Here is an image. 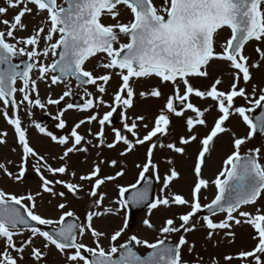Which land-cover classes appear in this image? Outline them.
Wrapping results in <instances>:
<instances>
[{
    "label": "snow or ice",
    "instance_id": "obj_1",
    "mask_svg": "<svg viewBox=\"0 0 264 264\" xmlns=\"http://www.w3.org/2000/svg\"><path fill=\"white\" fill-rule=\"evenodd\" d=\"M10 7L19 8L12 21L8 19L0 20V23L6 26L7 31L0 30V103L3 105V115L9 125L14 127L17 134V142L21 146L22 155L17 172L9 171L5 163L0 162V170L14 182H21L28 171L30 160L32 169L41 180L43 192L51 196L64 197L65 192H57L55 185H62L74 197H77L80 191H83V185L75 184L66 180H50L44 175L48 172L53 176L68 174L75 178L76 173H69L68 165L65 162L58 168H53L47 159L37 153L30 145L27 138V131L22 127L19 116L21 105L25 106L30 114L31 109H45L47 105H60L65 97L72 95L68 81L74 78L77 86L87 84L96 85L97 91L101 95L91 97L83 106L90 110L99 106H106L110 110L102 116L99 112L88 116L85 120L76 123L68 135L57 137L51 131H47L45 126L36 123L35 127L40 133L49 136L52 141L64 146V152L60 160H66L69 154L76 152H87L84 144L92 145L91 140H86L77 129L85 123L96 121L100 125V131L95 133L98 140L93 147H103L104 126L112 123V117L120 109V119L123 124L124 132L131 134L133 140L128 138L119 128H113L114 140L107 143L109 149L115 148L117 144L123 143L126 148L121 155H126L135 145L149 143L146 154V162L138 165L141 168L140 180L146 179L145 174L150 170L156 174V179H160L158 165L153 162V152L157 148H167L182 154L184 148L177 147L173 143H160L161 137L168 135L169 125L171 123L170 115L183 116L184 109L178 110L174 105V100H178L180 105H185L186 109L196 114V119L186 118V126L189 132L198 125H205V113L210 108L201 110L189 102V97L194 94L201 99L211 98L216 103V107L221 115L215 122L214 128L207 135L202 143V150L198 156V163L195 166V174L199 178L201 175V166L204 163L205 154L209 152V144L218 134L226 131L224 127L232 114H238L245 124L249 127L247 137L234 139V149L224 162L225 166L214 181L217 194L211 202L201 204V190L208 189L209 181L199 178L193 187L192 199H185L183 195L168 193L162 197H157L149 204L150 209H156L158 206L171 207L172 205L187 206L191 210L185 214L179 215L181 223L177 226L174 219H166L164 225L159 229L162 234L187 233L194 231L196 224L192 223L198 213L205 210L209 215L202 217L204 226L209 230L208 238L211 239L216 230H229L226 235L234 237L235 234L230 231L233 226L240 225L242 222L251 225L257 232L254 239H258L257 246L250 252H240L238 259L252 257L254 264H264L261 255H264V205L256 206L255 214L244 211L243 206L256 205L257 201L264 194V163L261 162V149L259 147L250 149L247 154L242 155L240 148L251 139L258 131L264 133V89H261L257 97L255 86L252 92L248 93L245 87H239L241 78L245 85L252 79L250 68L260 67V61H264V49L259 46L256 48L259 60L252 65L248 64V57L243 54V48L248 41L255 40L264 43V0H163L162 4L157 6L153 0H6ZM28 4L35 6L37 14L47 12V17L42 25L34 29L33 34L28 37H18L16 32L26 30V25L22 23V18L33 12ZM123 5L131 10L133 19L128 23H123L119 19L120 9ZM8 7H0V14H6ZM107 15L116 23L105 25L102 23V16ZM47 27V31L45 28ZM225 27L231 30V37L222 45V50L217 52L215 49L214 36L219 30ZM127 37V43H121L120 37ZM11 39L13 42H9ZM41 40L44 41L43 48L40 47ZM23 45V46H20ZM116 45H119L116 47ZM98 53L105 54V59L99 62L95 67L115 71L119 75L122 83L118 90L113 94L111 103L103 99L106 93V85L112 78V72L96 76L92 71L86 70L84 65L91 57ZM51 55L58 57L50 64L44 63ZM17 57H24L27 63L22 67L20 63L13 61ZM213 59H222L229 61L231 67L235 70L233 74V83L228 92L220 91L217 85L221 84V79H216L210 90L201 91L194 88L189 77L208 76L207 67ZM37 77H33V72ZM50 73H55L51 74ZM156 76L161 83H171L174 86V95L167 100L165 108L154 121V126L147 132L143 138H140L136 131L139 127L138 122L144 121V116L130 118L127 110L133 107V97L135 95L130 80L132 78ZM37 80L47 82L48 85L66 84L68 90L58 99L49 97L46 101L40 98ZM180 81L185 87L183 95L180 93ZM17 81L21 84L17 87ZM98 81L101 83L98 84ZM21 94V99H16V93ZM151 95L159 97L161 92L159 88L150 93H140L141 97ZM237 98L245 100L251 107L236 106ZM11 106L13 113L10 116L8 107ZM73 103H68L66 108L60 110L54 117L58 121L56 125L59 129L66 127V121L62 118L64 111L74 108ZM261 109L259 115L250 117L249 113L255 109ZM148 128L147 124L143 125ZM89 135H93L89 129ZM6 132H0V144L5 143ZM156 138V141H153ZM196 140L195 135L189 138H180L181 144H188ZM15 151V148H13ZM9 164L12 162L9 161ZM97 163L93 170L86 175H81V181H92L89 195L94 199V204L101 207L104 203L105 193L100 191L101 186L106 181L116 180L123 176V171H119L114 176H100V164ZM111 167H115L116 160L108 162ZM172 163L171 160L168 161ZM179 177V173L172 168L169 174H166L163 180V189H168L169 184ZM136 188V185H132ZM128 188L121 187L119 194L121 197L128 192ZM29 193L27 195H15L0 189V238L4 239L5 248L0 252V264H19L24 259V252L31 246L30 256L36 262L41 264L47 255L46 249L54 246L60 253L66 254L69 264H187L183 261L181 248L188 244L184 235L180 236L176 246H169L164 239H159L155 243H150L147 239H141L136 235H131L125 243L116 244L124 230L128 228L127 212L130 206H140L150 198L149 188L137 191L131 199H122L118 201L119 209L126 213L124 225L121 229L115 231L110 237V246L105 248L100 243V238L105 235L92 226L94 217L111 213L112 209L104 211L86 213L84 223H78L75 220L69 222L67 218L75 217L72 211H62L58 220H52L43 217L36 211L37 196ZM206 199V198H205ZM23 208V211H21ZM58 208L64 210L65 203H59ZM223 213L224 219L215 221L213 217ZM238 217L245 218L243 221ZM34 222V224H33ZM144 225L147 228L155 226L150 220L145 219ZM36 225H56L54 231L42 230ZM24 230H28L30 235L17 245L14 239L17 235H22ZM89 232L94 238L95 247H88L78 241V236L83 237L85 232ZM41 237L45 241L44 249L35 247L33 241L35 237ZM136 246H143L153 251L147 255L140 254L134 249ZM194 244L188 246V251L192 252ZM74 249V252L67 254L66 250ZM15 251L17 256H12ZM84 253H88L85 255ZM261 255H257V254ZM226 260L234 259L232 256H226ZM197 264H200L199 258ZM218 264V262H215Z\"/></svg>",
    "mask_w": 264,
    "mask_h": 264
},
{
    "label": "rangeland",
    "instance_id": "obj_2",
    "mask_svg": "<svg viewBox=\"0 0 264 264\" xmlns=\"http://www.w3.org/2000/svg\"><path fill=\"white\" fill-rule=\"evenodd\" d=\"M62 0H58V3ZM163 0H153V3L157 6L161 5ZM0 7H8V12L6 14H0V20L8 19L12 21L14 16L19 11V8L10 7L6 3V0H0ZM29 8H33L31 14H27L22 18V23L25 24L26 30L18 31L15 33L18 37H28L33 34L34 29H37L42 25V22L45 21L47 17V12H41L37 14L35 6L28 4ZM119 19L123 23H128L133 19L131 10L127 7L120 5ZM264 8V5H262ZM102 23L105 25L116 23L115 20H112L109 16H102ZM0 30L7 31L6 26L0 23ZM47 31V27L45 28ZM232 33L229 28H224L219 30L214 37L215 49L217 52L222 50V45L230 39ZM9 42H15L9 39ZM121 43H127V37H120ZM23 46V45H20ZM44 41L41 40L40 47L43 48ZM119 45H116L118 47ZM260 47L264 49V43H259L255 40L250 41L244 48L243 54L247 56L248 64L252 65L259 60L256 48ZM58 57H49L45 60L43 57L40 59L46 63L50 64L54 59ZM105 59V54L98 53L96 56L89 59L84 67L86 70L92 71L94 75L99 76L112 72V78L106 85V93L102 94L103 99L111 103L113 100V94L118 90L120 84L122 83L119 75L115 74V71L96 68L95 66ZM208 76L206 77H189L190 84L201 91L210 90L211 86L214 84L216 79H221V84L217 85V89L220 91L228 92L230 86L233 83V74L235 70L231 67L229 61L222 59H213L210 61L208 67ZM252 75L251 81L247 85L244 84L243 79L241 78L239 87H245L248 93L252 92L253 86L257 89V97L261 89H264V61H260V67L250 68ZM55 74V73H50ZM33 77H37V73L33 72ZM101 83L98 81V84ZM177 83L180 86V93L183 95L185 87L178 80ZM21 84L20 81L17 82V87ZM38 90L40 98L42 101H46L49 97L52 99H58L65 91L68 90L66 84H57L49 87L50 81L43 82L37 80ZM70 85L72 95L65 97L61 101L60 105H47L45 109L33 108L29 114L24 105H21V110L19 116L22 122V127L27 131V138L29 145L40 155L44 156L48 163L51 164L53 168H58L62 166L65 162L68 165L69 173L75 171V178L70 177L68 174L53 176L48 172H44V175L50 180H66L75 184L83 185V191H80L77 197H74L71 193L67 191L62 185H55V190L57 192H65V196L62 198L60 196H51L47 192H43L41 187V180L39 175L35 173L32 169L31 164L34 163L33 160H30L28 171L25 174V178L21 182H14L9 179L2 170H0V189L5 192L12 193L15 195H27L29 193L35 195L36 193H42V195L37 196L36 199V211L45 218L52 220H58L62 211H72L79 217H81L84 222L86 220V213L89 211L97 212L104 211L105 209H112L111 213H106L104 215L94 217L92 221V226L96 230L105 233L103 237L100 238V243L106 249L110 246V237L111 235L121 229L124 225V220L126 213L123 210L117 211L119 209L118 201L124 199V196L121 197L119 194V189L121 187L127 188L128 185L134 183L135 181H140V172L141 168L138 165H143L146 162V154L148 151L149 143L146 142L143 145H135V147L129 151L126 155H121L125 151L126 146L121 142L116 145L115 148L109 149L106 147L107 143H111L114 140L113 128H119L124 132L123 124L120 119V109H117V112L112 117L111 124H105L104 126V142L105 146L103 147H93L98 143L95 133L100 131V125L93 121L90 124L85 123L81 125L77 131L85 136L86 140H91L92 145L84 144V147H87V152H76L74 154H69L66 160H60L59 157L63 155L64 146L60 145L57 142L52 141V139L46 134H42L35 127L36 123H39L43 115L50 114L53 119L58 114L60 110L66 108L68 103H72L75 94L82 95L84 97V104L87 103V100L91 97L88 96V93L92 94V97H98L101 94L97 91L96 85L89 84L85 87H78L75 80L70 79L68 81ZM130 85L134 90L133 97V107L127 110V114L130 118L136 116H144V121L138 122L139 127L136 130L140 138H143L149 130L154 126V121L156 117L160 114L161 110L165 108L167 100L170 96L174 95V86L169 83H161V80L156 76L150 77H141V78H132L130 80ZM159 88L161 95L159 97H153L147 95L141 97L140 93H150L152 90ZM16 99L19 101L21 99V94L17 92ZM176 101L174 100V105L176 106ZM189 102L194 106L204 110L205 108H210V111L205 113L204 119L206 120L205 125H196L192 132L187 130L186 118L192 117L196 119V114L191 110L184 109L183 116H176L174 114L170 115L171 123L169 125L168 135L161 137L160 143H173L177 147L184 148L182 154L176 153L173 150L167 148H157L153 152V162L158 165V172L160 179H157V197H162L170 193L180 194L185 197V199H192V192L194 185L198 182L199 178L207 179L209 183L208 189L201 190V204H207L215 198L217 194V189L214 184L211 182L216 179L219 173L223 170L225 160L233 154L234 149V139L247 137L249 134V127L245 124L243 119L238 114H232L230 118L225 121L224 127L226 131L220 133L213 139L209 144V152L205 154L204 163L201 166V175L198 178L195 174V166L198 163V156L202 150L201 141L207 135L210 134L211 130L215 126V122L221 115L218 112L216 103L211 100V98L201 99L200 97L192 94L189 97ZM236 106L251 107L248 105L245 100L237 98L235 101ZM74 107L72 109H67L64 111L63 119L66 121V127L64 129H59L56 127L58 121L54 119L53 127L49 128V131L54 133L57 137L62 135H68L73 128V126L81 120H85L88 116L93 115L96 112H99L102 116L104 113L110 109L106 106H99L94 109L86 110L84 107ZM8 113L11 116L13 109L11 106L8 107ZM180 110V109H179ZM259 110V108L255 109ZM251 117V113H249ZM147 124L148 128H144L143 125ZM89 129L93 135H89ZM0 132H6L7 136L4 137L5 143L0 144V162H3L8 167L9 171L17 172L18 168L16 167L22 155L21 146L17 142V134L14 131V127L9 125L3 115V105L0 103ZM125 135H128L130 140H133L131 134L124 132ZM191 135L196 136V140L191 141L190 143L184 145L180 143V138H189ZM153 141H156V138H153ZM259 147L261 149L260 157L261 162L264 163V133L261 136L256 134L246 141L240 148L241 154H247L250 149ZM15 148V151H13ZM116 160L117 164L115 167L109 165V161ZM171 160L172 163L169 164L168 161ZM12 163L9 164L8 162ZM100 161H105V163L100 164L101 172L100 176H114L117 172L123 171V176L117 177L116 180L106 181L104 185L101 186L100 191L105 193L104 203L101 207H97L94 204V199L89 195L90 185L92 181H81L80 176L86 175L91 172L94 166ZM175 168L179 173V177L174 179L170 184L168 189H163V180L166 174L170 173V170ZM34 174V178L30 176ZM147 174V173H146ZM149 174V173H148ZM150 174H153L156 177V174L150 170ZM125 195V194H124ZM206 198V199H205ZM59 203H65L66 208L61 210L58 208ZM264 205V194L261 195V198L257 201L256 205H246L243 206L244 211L251 212L255 214L256 206ZM191 209L187 206L172 205L171 207L158 206L156 209L147 208L142 211L138 217L136 225L133 228H127L124 230L121 237L116 241V244H122L128 240L131 235H136L141 239H147L150 243H155L159 239H164L165 241L174 240L177 241L180 239L181 235L185 236V239L188 241V244L184 245L181 248V254L183 261L187 264H197V259L199 258L200 264H254L253 258L248 257L246 259L235 258L240 252H250L258 244V239H254L257 236L256 230L249 224L241 223L240 225H235L233 223L231 232L235 234L234 237L226 235V232L229 230H216V233L212 236L211 239L208 238L209 230L204 226V221L202 219L203 215L200 213L193 218L192 223L196 224L194 231L187 233H170L162 234L159 229L164 225L166 219L172 218L175 220L176 225L178 226L181 221L178 219L179 215L185 214ZM223 213H220L213 217L215 221H220L224 219ZM128 225L129 219L131 217V210L127 212ZM242 221L245 218L238 217ZM148 219L155 226L154 228H147L144 225V220ZM44 230V229H42ZM30 235L28 230H24L22 235H17L14 239L19 246V243L25 240ZM78 241L84 243L88 247H95L94 238L90 235L89 232H85L83 237L78 236ZM33 244L35 247L44 249L45 241L43 238L37 236L35 237ZM194 244L195 248L192 252L188 251V246ZM5 248V242L3 238H0V252ZM139 251L146 253L150 250L143 246H137ZM31 246L27 248L24 252V259L20 261L19 264H36V262L30 256ZM47 255L44 257V260L41 264H69L66 254L60 253L54 246H50L46 249ZM67 254L74 252V249L66 250ZM12 256H17L15 251L11 252ZM261 255V254H257ZM226 256H232L234 259L231 261L226 260ZM261 259L264 260V255H261Z\"/></svg>",
    "mask_w": 264,
    "mask_h": 264
},
{
    "label": "water",
    "instance_id": "obj_3",
    "mask_svg": "<svg viewBox=\"0 0 264 264\" xmlns=\"http://www.w3.org/2000/svg\"><path fill=\"white\" fill-rule=\"evenodd\" d=\"M83 86H84V85H83ZM75 103H76V105H78V106L81 105V103H82V98L79 99V100H77V101H76V99H75ZM178 106H179V107H183V106H185V105H180V103H178ZM260 112H261V111H259V112H257V113H254V114H253V117L259 115ZM47 120H48V119L46 118L45 121H43V123H41V124H43V125L47 124ZM258 134H261V133L258 131ZM144 188H149V190H150V198H149L148 201H146L144 204H142V205H140V206H131L132 209H133V219H132V224L135 223L136 215H137L142 209H144L145 207H147L151 202H153V200L155 199V180L153 179V177H151V176H147V178L144 180V182H143L140 186L136 187L135 189H133V190L129 193V195H128V199H131L132 195L137 191V189L142 190V189H144ZM21 211H23V208H21ZM204 213L209 214V213L207 212V210H205ZM67 219H68L69 222L75 220L76 222L80 223V220H79L77 217H70V218H67ZM33 224H34V222H33ZM36 226H39V225H36ZM55 228H56V227H46V230L49 231V232H52V231L55 230ZM166 244L169 245V246H176V245H177L176 243H166ZM132 246L135 247L134 242H133V245H132ZM152 251H153V250H152Z\"/></svg>",
    "mask_w": 264,
    "mask_h": 264
}]
</instances>
